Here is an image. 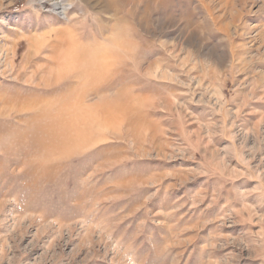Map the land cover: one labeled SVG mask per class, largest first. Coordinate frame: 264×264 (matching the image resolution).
Returning <instances> with one entry per match:
<instances>
[{"label": "rangeland", "instance_id": "rangeland-1", "mask_svg": "<svg viewBox=\"0 0 264 264\" xmlns=\"http://www.w3.org/2000/svg\"><path fill=\"white\" fill-rule=\"evenodd\" d=\"M0 264H264V0H0Z\"/></svg>", "mask_w": 264, "mask_h": 264}, {"label": "bare ground", "instance_id": "bare-ground-1", "mask_svg": "<svg viewBox=\"0 0 264 264\" xmlns=\"http://www.w3.org/2000/svg\"><path fill=\"white\" fill-rule=\"evenodd\" d=\"M57 6H58V2H55L54 7H57ZM59 8H60V7H59ZM66 10H67L66 5H64V6L62 5V9H61L60 12L65 13ZM43 81H44V80H43Z\"/></svg>", "mask_w": 264, "mask_h": 264}]
</instances>
